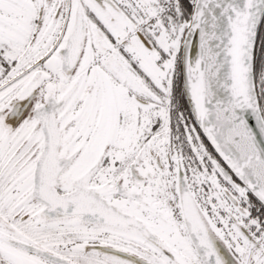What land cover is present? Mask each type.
Segmentation results:
<instances>
[{"label": "snow or ice", "instance_id": "6c2138e0", "mask_svg": "<svg viewBox=\"0 0 264 264\" xmlns=\"http://www.w3.org/2000/svg\"><path fill=\"white\" fill-rule=\"evenodd\" d=\"M0 264H264V0H0Z\"/></svg>", "mask_w": 264, "mask_h": 264}]
</instances>
